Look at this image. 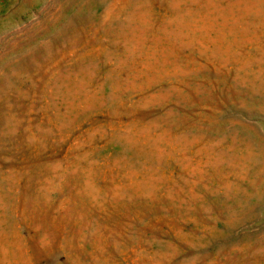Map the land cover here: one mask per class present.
<instances>
[{
	"label": "rangeland",
	"instance_id": "rangeland-1",
	"mask_svg": "<svg viewBox=\"0 0 264 264\" xmlns=\"http://www.w3.org/2000/svg\"><path fill=\"white\" fill-rule=\"evenodd\" d=\"M0 264H264V0H0Z\"/></svg>",
	"mask_w": 264,
	"mask_h": 264
}]
</instances>
